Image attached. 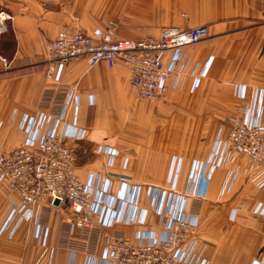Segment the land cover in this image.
I'll return each mask as SVG.
<instances>
[{
  "label": "crops",
  "instance_id": "obj_1",
  "mask_svg": "<svg viewBox=\"0 0 264 264\" xmlns=\"http://www.w3.org/2000/svg\"><path fill=\"white\" fill-rule=\"evenodd\" d=\"M0 11L12 16L0 39V56L11 62L8 70L0 62V152L21 146L26 123L42 111L55 115L75 91L78 127L86 131L85 139L69 140L78 173L84 181L90 173L111 180L87 236L73 227L66 206L46 202L12 235L1 232L20 201L1 185L0 264H118L103 259L109 238L121 233L135 243L137 232L161 234L156 206L163 191L175 209L188 198L186 212L198 217L195 238L209 264H264V169L232 154L191 182L193 166L209 160L230 120L242 116L243 87L264 90V0H0ZM107 25L124 40L157 37L165 27L206 26L208 37L182 49L183 75L164 99H138L123 62H72L59 82L46 79L49 40L63 29L93 34ZM100 147L110 150L99 153ZM174 160L179 171L171 178ZM135 204L146 211L143 224L128 223ZM115 214L124 220L110 227L100 222Z\"/></svg>",
  "mask_w": 264,
  "mask_h": 264
},
{
  "label": "built area",
  "instance_id": "obj_2",
  "mask_svg": "<svg viewBox=\"0 0 264 264\" xmlns=\"http://www.w3.org/2000/svg\"><path fill=\"white\" fill-rule=\"evenodd\" d=\"M10 20V14L0 11V39L8 32ZM207 37L206 26L189 30L165 27L159 36L142 40L121 39L112 25L93 34L63 29L46 44L45 76L51 82H59L64 67L72 62L85 61L89 67L102 62L114 67L123 62L129 70L130 86L137 98L160 100L167 97L183 75L182 49ZM166 52H171L167 61L164 59ZM0 62L4 70L10 69L8 59L0 56ZM170 81L174 83L170 85ZM240 96L244 100L242 116L230 120L228 136L217 140L209 160L193 166L191 182L200 176H210L215 169L225 165L232 154L243 155L264 169V125L261 122L264 90L251 88L248 92L244 86ZM78 110L79 97L73 91L58 113L51 115L42 111L26 123L28 136L21 146L0 152V186L8 184L20 198L19 203L13 205L1 232L10 230L12 235L22 220L35 216L37 206L43 202L55 206V200L60 202L57 207L69 209L74 228L86 236L95 230L92 216L104 203L100 196H108L111 180L90 173L84 181L78 173L77 150L69 143V140L76 142L86 137V131L78 127ZM72 111L73 122L60 129V123L66 121ZM109 150L100 147L98 152ZM116 153L112 150V155ZM178 171L179 165L174 160L171 178L177 176ZM166 194L163 191L156 206L163 227L161 234L137 232L133 243L124 234L115 233L105 246L104 260L118 264H209L195 238L198 217L186 212L188 198L184 197L181 207L175 209L168 205ZM132 213L128 223H145V210L135 204ZM259 215H264V209ZM123 220L122 215L115 214L100 222L110 227ZM42 233L43 229L38 227L36 234L42 238Z\"/></svg>",
  "mask_w": 264,
  "mask_h": 264
},
{
  "label": "water",
  "instance_id": "obj_3",
  "mask_svg": "<svg viewBox=\"0 0 264 264\" xmlns=\"http://www.w3.org/2000/svg\"><path fill=\"white\" fill-rule=\"evenodd\" d=\"M59 204H60L59 200H55L54 205L59 206Z\"/></svg>",
  "mask_w": 264,
  "mask_h": 264
}]
</instances>
